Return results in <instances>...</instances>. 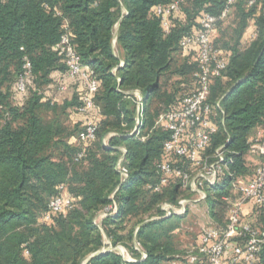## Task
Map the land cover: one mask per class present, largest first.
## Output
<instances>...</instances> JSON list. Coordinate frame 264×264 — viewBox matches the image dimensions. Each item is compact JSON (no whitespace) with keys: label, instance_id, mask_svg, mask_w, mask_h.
Segmentation results:
<instances>
[{"label":"trees","instance_id":"1","mask_svg":"<svg viewBox=\"0 0 264 264\" xmlns=\"http://www.w3.org/2000/svg\"><path fill=\"white\" fill-rule=\"evenodd\" d=\"M171 1L0 0V264H162L178 251L171 237L184 215L164 216L161 209L162 203H177L178 185L158 192L148 187L158 181L156 164L168 138L155 120L176 108L196 84L197 62L179 57L181 52L191 59L197 50H181L180 39L199 26L202 15L219 16L225 0H184L169 16L171 27L164 34L155 8ZM235 5V20L213 41L228 63L209 85L218 128L201 154L214 161L216 150L221 151L226 168L215 187L203 186L210 219L218 228L227 221L219 224L233 181L249 173L244 160L249 140L257 128L264 131V0L251 8L243 0ZM250 20L252 38L245 34ZM63 34L98 85L96 110L83 119L96 117L95 139L79 145L69 143L70 133L57 119L46 122L39 115L42 108L53 112L81 105L76 96L62 104L43 100L53 72L59 83L68 78L57 48ZM26 62L31 80L21 95L16 85ZM187 76L190 84L180 87ZM134 89L144 100L139 137L128 135L135 123L128 91ZM14 94L26 99L13 104ZM120 147L125 150L120 163L128 169L125 182L116 168ZM78 153L83 156L75 160ZM60 192L72 199L73 207L42 221L49 200ZM113 201L117 213L97 222L98 212ZM247 203L253 213L247 219L242 211L243 223L263 228L264 207ZM106 240L113 249L100 252ZM117 245L135 261L126 260ZM255 264H264V241Z\"/></svg>","mask_w":264,"mask_h":264},{"label":"built area","instance_id":"2","mask_svg":"<svg viewBox=\"0 0 264 264\" xmlns=\"http://www.w3.org/2000/svg\"><path fill=\"white\" fill-rule=\"evenodd\" d=\"M243 1L246 8H251L256 6L260 0ZM183 2L184 0H173L167 5H158L155 8V13L160 19L164 34H167L171 27L169 16L180 10ZM237 2L238 0H225V7L217 17L209 13L202 15L199 18V26L185 34L179 41L181 50L188 47L197 50L196 55L190 54L191 60H195L198 66L196 84L189 93L182 96L176 108L160 113L155 120V127L168 132V138L162 144V159L156 164V169L159 173L158 181L152 186H148L155 192L160 191L162 187L167 186L172 180H179L195 190L199 199H203L206 197L203 186L215 187L218 174L226 171V168L221 166L223 159L221 151L216 150V154L213 156L214 161L210 162L201 157V154L206 148L210 136L218 128L217 104L212 105L208 101L209 85L213 78L222 74L228 63V58L224 52L213 44V28L217 20L227 17L231 7ZM57 48L60 54L63 55L68 77L83 84L84 90L79 98L81 105L75 110L77 113L84 115L85 118L91 111L96 110L93 95L97 91L98 85L93 76V71L81 64L79 56L70 44L68 34L61 36ZM23 68L24 72L16 85L21 95L26 92L27 84L31 80L28 62L24 64ZM128 93L133 95L135 105V123L128 135L139 137L141 135L139 126L144 100L137 89L128 91ZM96 127V117L89 116L77 133L74 142L79 145L85 141H93ZM263 132L262 129L257 130L249 140L248 153L261 156L262 160L255 165L249 180L233 181L232 186L236 197L228 210L226 224L221 228L203 227L197 235L196 243L182 252L184 254L183 258L190 264L201 261L206 264L256 263L261 244L264 241V227L255 229L243 223L242 207L248 201H253L264 207ZM140 138L144 139L145 137L141 136ZM105 141L104 139V144ZM119 149L122 151V156L118 160L116 168L120 173L121 181L125 182L128 178V169L120 163L125 150L123 147ZM82 156L83 153H78L75 160L80 159ZM184 165H187V167L190 165L195 168L193 177L190 176ZM228 176L231 175L228 174ZM59 189L61 192L64 190L62 186ZM61 192L49 200L47 211L40 218L42 221H48L51 213H65L73 207L72 199ZM185 203L184 200L178 201V209L169 203H162L161 209L164 211L165 216L181 214L185 210ZM117 211L118 206L113 201L98 213H102V219L106 215L117 213ZM105 243L108 248L113 249L108 240ZM117 248L119 249L118 252L126 260L135 261L124 247L117 246ZM134 248L140 252L141 259L146 257L138 243L134 244Z\"/></svg>","mask_w":264,"mask_h":264},{"label":"rangeland","instance_id":"3","mask_svg":"<svg viewBox=\"0 0 264 264\" xmlns=\"http://www.w3.org/2000/svg\"><path fill=\"white\" fill-rule=\"evenodd\" d=\"M235 9H236V5L232 6L230 9V12L227 16V18L224 20L223 24L221 25V27H217L214 26L213 28V34H212V40H216L219 37V31L222 28H225V26H229L232 24V21L235 20ZM253 24V22L248 21V29L246 30L245 34L250 31L249 27ZM219 28V29H218ZM249 33V32H248ZM243 36L242 39V45L246 44L247 42V36ZM115 45V44H114ZM222 50V49H220ZM223 51V50H222ZM179 59H186L187 61H192L189 56H184L183 53L180 52V57ZM183 82V81H182ZM212 82V80H211ZM51 84V82H50ZM190 81H189V77L187 76L186 81L183 83H180V87L185 86V85H189ZM11 88H10V92H11ZM26 96V94H25ZM25 98H21V100H25ZM19 98L16 97V95L14 94V97L12 99V103H19L21 101ZM64 100H61L59 102V104H62ZM21 104H18V106H20ZM77 111H75V109H64L62 110L61 108L57 109L56 111H48V110H44L43 108L39 110V115L41 116V118L48 122L51 121L53 119H57V121L62 124V126L64 127V130L66 133H70V136L68 137V141L69 143L72 144H76L75 138L77 135V131H79V129L82 128V125L84 123V115H81L80 118L81 119H75L76 117ZM257 130H260V128H257L254 133L257 132ZM256 157L255 155H251L250 153H246L244 155V160L246 162V165L249 167V173L242 176V177H237L236 180L238 181H246V179L250 178L253 174V169L256 165ZM207 162L211 161V158H207L206 159ZM187 172L190 174V176H194L195 173V168L193 166L188 165V167H186ZM173 184H177L178 185V201L180 200H186L184 209H186L185 213L186 216L184 217V219L181 221L180 223V227L177 231H175V233L172 235L171 240L173 241L175 247L177 248V252L174 256H178L173 257L171 260L167 261L166 264H171L172 260L176 259L177 262L179 264H190L189 262H187V260H185L183 258L184 254L182 253L187 247L191 246L195 241L197 235L199 234L200 230L203 227H209L211 225H215V223L210 219V215H209V209L207 208V204L205 202V198L203 199H199L198 195L196 194V191L193 190L189 185L187 184H183L181 181L179 180H172L169 183V186H172ZM166 187V188H168ZM204 191V190H203ZM205 192V191H204ZM236 197V194L233 190H231V199L228 200V208L227 211L224 215V217L221 219V223H219L220 225H223V223H225V220L227 218V214H228V210L230 208V205L233 201V199ZM177 203L175 204H171L173 205L176 209L179 208V204ZM170 204V203H169ZM208 209V210H207ZM164 212V211H163ZM184 212L178 215H184ZM101 215L102 213H98L96 220L98 222L99 219H101ZM165 216V215H164ZM216 227V226H215ZM117 246H121V245H117ZM116 247H114L117 251H119V249ZM112 247V246H111ZM122 247V246H121ZM113 248V247H112ZM125 249V248H124ZM126 250V249H125ZM182 250V251H181ZM131 257V256H130ZM133 258V257H131ZM196 264H206L204 261L201 262H197Z\"/></svg>","mask_w":264,"mask_h":264},{"label":"crops","instance_id":"4","mask_svg":"<svg viewBox=\"0 0 264 264\" xmlns=\"http://www.w3.org/2000/svg\"><path fill=\"white\" fill-rule=\"evenodd\" d=\"M249 29H250V32L248 31L249 32L248 37L252 38L253 35H254V25L252 24L249 27ZM120 63H123V62L120 61ZM51 76H52V81H51V84H49L47 86V88L45 89V91H44L43 100L48 99L52 103H59L61 100H70L73 96H76L77 100H79L80 95H81V93L84 90V87H83L82 83H79L76 80H72L69 77L66 78V82L59 83V81H57L58 80L57 72H53ZM80 116L81 115L76 114V116H75L76 118L75 119H78V120L81 119ZM255 156H257V155H255ZM261 160H262L261 156H257L256 157V162L257 163H259ZM249 179L250 178L246 179V181L249 180ZM185 202H186V200H185ZM185 210H184V213L186 212ZM242 211L246 215L247 219L251 218V215H252L253 212L251 210V205L249 203L246 202V203L243 204ZM185 216H186V213L184 214V217ZM209 227H215V225H211ZM196 241H197V237H196L195 241H193L194 242L193 244H195ZM174 257H176V256H174ZM162 264H166V262H163ZM171 264H179V263L177 262L176 259H174V260H172Z\"/></svg>","mask_w":264,"mask_h":264},{"label":"water","instance_id":"5","mask_svg":"<svg viewBox=\"0 0 264 264\" xmlns=\"http://www.w3.org/2000/svg\"><path fill=\"white\" fill-rule=\"evenodd\" d=\"M115 42V39L113 40V43ZM123 63H121V65H122ZM105 250H110V248H108V247H106V248H102L101 250H100V252H103V251H105ZM97 253H99V252H96V253H94V254H91L87 259H89V258H91L93 255H95V254H97Z\"/></svg>","mask_w":264,"mask_h":264}]
</instances>
